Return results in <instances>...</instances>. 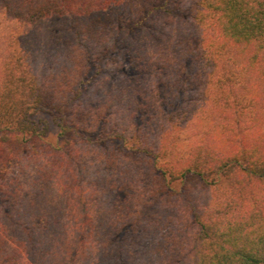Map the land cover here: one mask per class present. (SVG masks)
Instances as JSON below:
<instances>
[{
	"label": "trees",
	"instance_id": "1",
	"mask_svg": "<svg viewBox=\"0 0 264 264\" xmlns=\"http://www.w3.org/2000/svg\"><path fill=\"white\" fill-rule=\"evenodd\" d=\"M0 264H264V0H0Z\"/></svg>",
	"mask_w": 264,
	"mask_h": 264
}]
</instances>
